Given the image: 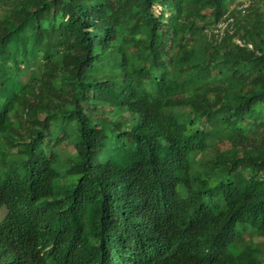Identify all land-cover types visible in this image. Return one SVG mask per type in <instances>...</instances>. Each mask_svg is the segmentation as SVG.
Returning a JSON list of instances; mask_svg holds the SVG:
<instances>
[{
	"label": "trees",
	"instance_id": "1",
	"mask_svg": "<svg viewBox=\"0 0 264 264\" xmlns=\"http://www.w3.org/2000/svg\"><path fill=\"white\" fill-rule=\"evenodd\" d=\"M241 4L0 0V264H264V0Z\"/></svg>",
	"mask_w": 264,
	"mask_h": 264
},
{
	"label": "rangeland",
	"instance_id": "2",
	"mask_svg": "<svg viewBox=\"0 0 264 264\" xmlns=\"http://www.w3.org/2000/svg\"><path fill=\"white\" fill-rule=\"evenodd\" d=\"M239 1H241L242 3H243V5H245V4H247V2H248V0H239ZM237 2H238V0H237ZM155 12H156V14H158V12H159V7H156L155 8ZM59 147L60 148H58V152H59V154L61 155V157H65V156H67L69 153H71L72 154V147L71 146H69V145H65V143H61L60 145H59ZM3 213H4V209H2V208H0V217L3 215ZM240 230H242V231H244V233H245V239H248L249 237H251L250 235H251V233L248 231V229L245 227V226H239L238 227ZM252 237H253V240L255 241V242H257V243H262V242H264V235H262V234H260V233H253V235H252ZM259 259L260 260H262V261H264V253H261L260 255H259Z\"/></svg>",
	"mask_w": 264,
	"mask_h": 264
},
{
	"label": "built area",
	"instance_id": "3",
	"mask_svg": "<svg viewBox=\"0 0 264 264\" xmlns=\"http://www.w3.org/2000/svg\"><path fill=\"white\" fill-rule=\"evenodd\" d=\"M243 6H244L243 4L240 5V7H243ZM232 20L233 19L231 16H229V13L226 14L225 17L219 20L216 26L212 28V30L209 32V35L212 33L217 38H221L227 29L231 32L232 30H231L230 24L232 23Z\"/></svg>",
	"mask_w": 264,
	"mask_h": 264
}]
</instances>
